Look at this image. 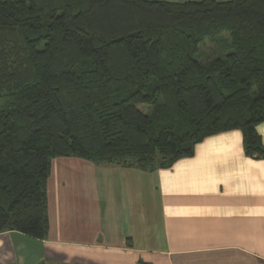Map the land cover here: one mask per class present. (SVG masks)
Here are the masks:
<instances>
[{
	"label": "trees",
	"instance_id": "1",
	"mask_svg": "<svg viewBox=\"0 0 264 264\" xmlns=\"http://www.w3.org/2000/svg\"><path fill=\"white\" fill-rule=\"evenodd\" d=\"M0 94V233L45 239L56 157L153 171L238 129L264 158V0H0Z\"/></svg>",
	"mask_w": 264,
	"mask_h": 264
},
{
	"label": "crops",
	"instance_id": "2",
	"mask_svg": "<svg viewBox=\"0 0 264 264\" xmlns=\"http://www.w3.org/2000/svg\"><path fill=\"white\" fill-rule=\"evenodd\" d=\"M48 211L45 239L0 233V264H264V158L238 129L153 171L56 157Z\"/></svg>",
	"mask_w": 264,
	"mask_h": 264
},
{
	"label": "rangeland",
	"instance_id": "3",
	"mask_svg": "<svg viewBox=\"0 0 264 264\" xmlns=\"http://www.w3.org/2000/svg\"><path fill=\"white\" fill-rule=\"evenodd\" d=\"M213 47V43L210 40L203 41L201 43L200 52L197 54V58L206 60L207 57L212 56L214 54ZM6 100L7 98L0 94V106L5 104Z\"/></svg>",
	"mask_w": 264,
	"mask_h": 264
}]
</instances>
